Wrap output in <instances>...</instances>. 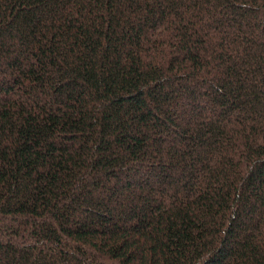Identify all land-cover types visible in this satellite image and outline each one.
<instances>
[{"label":"trees","instance_id":"16d2710c","mask_svg":"<svg viewBox=\"0 0 264 264\" xmlns=\"http://www.w3.org/2000/svg\"><path fill=\"white\" fill-rule=\"evenodd\" d=\"M0 264H264V0H0Z\"/></svg>","mask_w":264,"mask_h":264}]
</instances>
